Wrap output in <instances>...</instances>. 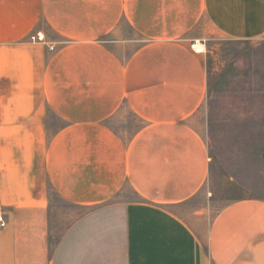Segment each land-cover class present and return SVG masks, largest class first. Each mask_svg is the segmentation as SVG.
Here are the masks:
<instances>
[{"label":"crops","instance_id":"obj_1","mask_svg":"<svg viewBox=\"0 0 264 264\" xmlns=\"http://www.w3.org/2000/svg\"><path fill=\"white\" fill-rule=\"evenodd\" d=\"M230 41L264 0H0V264H264V198L200 194Z\"/></svg>","mask_w":264,"mask_h":264},{"label":"rangeland","instance_id":"obj_2","mask_svg":"<svg viewBox=\"0 0 264 264\" xmlns=\"http://www.w3.org/2000/svg\"><path fill=\"white\" fill-rule=\"evenodd\" d=\"M222 49L225 67L191 123L210 155L200 194L211 212L242 197L264 198V44L230 41L219 58ZM48 125L57 129L62 122L49 115ZM55 225L48 226L53 240L61 226Z\"/></svg>","mask_w":264,"mask_h":264},{"label":"built area","instance_id":"obj_3","mask_svg":"<svg viewBox=\"0 0 264 264\" xmlns=\"http://www.w3.org/2000/svg\"><path fill=\"white\" fill-rule=\"evenodd\" d=\"M190 47H191L193 52L198 53V54L204 53V51H205L203 43H200L197 41L192 42ZM4 225H5V222L0 215V227H3Z\"/></svg>","mask_w":264,"mask_h":264}]
</instances>
